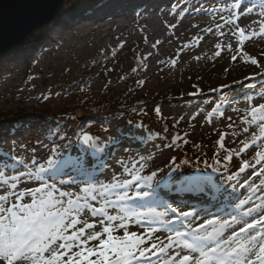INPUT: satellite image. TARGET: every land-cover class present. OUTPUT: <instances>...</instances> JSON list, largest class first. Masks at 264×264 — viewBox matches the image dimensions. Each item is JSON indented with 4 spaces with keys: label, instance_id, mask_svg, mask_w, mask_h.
Here are the masks:
<instances>
[{
    "label": "snow or ice",
    "instance_id": "obj_1",
    "mask_svg": "<svg viewBox=\"0 0 264 264\" xmlns=\"http://www.w3.org/2000/svg\"><path fill=\"white\" fill-rule=\"evenodd\" d=\"M220 11L230 13L226 24L235 25L241 17L253 13L259 18L252 21L259 26L258 32L253 30L246 34L245 29L237 25L241 45L253 35H264V0H256L250 6H246L243 0H232ZM250 60L252 64H258L254 57ZM213 111H219V105ZM156 112L160 113L159 107ZM247 112L244 123L248 127L243 131L248 133L253 126L255 130L248 141L241 142L243 147L239 151L256 147L255 163L245 160L237 172L224 177L221 182H217L213 173L227 172L228 168L227 164L221 167L219 159L213 164L205 160L204 170L197 168L192 174L177 177L174 174L182 165L188 164L187 160L177 164L173 157L166 165L167 173L164 169H157L144 175L149 158L142 155L121 158L117 163L122 172L113 173L110 180L102 179L108 168L107 147L118 141L102 144L98 137L88 133L77 137L76 142L82 146V151L72 152L68 150L70 146H58V133L52 132L48 155L37 157L33 154L30 159L16 152L15 141L8 150L4 148L7 141L0 142V191L3 192L0 194V262L264 264V179H260L259 184H248L246 179L244 184L252 195L244 198L236 193L237 185L230 183L249 168L258 179L264 177V167L259 172L255 170L257 165L264 164V103L250 105ZM179 139V136L174 137L173 142ZM223 140L222 134L218 142L220 148H224ZM231 159L230 154L223 157L224 161ZM160 173L164 175L160 176ZM22 178L38 186L19 189ZM69 185L78 191L67 190ZM162 189L204 197L206 203L196 209L183 199L170 202L161 195ZM253 196L259 203L253 200ZM128 201L141 203L136 207L120 204L116 208L117 203ZM185 206L190 210L184 211ZM146 217L149 218L147 231L139 234L129 231L134 219L139 223ZM158 231L170 234L161 239Z\"/></svg>",
    "mask_w": 264,
    "mask_h": 264
},
{
    "label": "rangeland",
    "instance_id": "obj_2",
    "mask_svg": "<svg viewBox=\"0 0 264 264\" xmlns=\"http://www.w3.org/2000/svg\"><path fill=\"white\" fill-rule=\"evenodd\" d=\"M127 2L128 0H115L107 6L106 3L100 5L101 8L86 7L82 10L85 16L82 15L81 18L72 22H68L66 19L68 15L65 13L58 22L50 25L52 32L42 46L38 48L31 45L20 46L18 50L12 49L10 56L7 57L8 54L3 56L5 67L0 77V112L10 111L19 115L22 112L34 111L27 116H18L15 119L17 124H14L12 130L6 127V122L0 123V142L7 141L4 145L5 150H8L15 141L18 154L29 159L33 154L37 157H46L48 148L52 147L50 141L53 137L50 130L51 121L45 117V112L49 110L56 113L59 108L66 106L72 100L65 94L62 87L66 83L63 80L65 74L70 72L69 75H75L81 70L79 66L89 59L99 54L108 55L116 48L124 46L127 53L131 55L123 68L124 73L117 79L91 83L88 94L91 99H101L110 96L113 91L125 90L128 87L138 88L153 98L159 99L173 94L178 95V97L170 96L173 102L162 101L160 114L178 125L182 136L199 149L200 155L209 164H213L217 159L222 161L221 167L227 164V172L213 173L217 182L237 172L245 160L254 164L256 147L244 152L239 150L243 147L241 142L248 141L251 132L255 130L253 126L248 133L243 131L245 127H248L244 123V118L248 116L247 109L250 105L264 103V99H261V94H264V40L255 42L248 39L241 45L237 25L225 23L230 13L220 11L229 6L232 0H186L184 2L166 0L169 6L163 9H157L159 0L143 3L142 8L133 7V5L125 6ZM249 2L243 1L246 6L251 5ZM120 3L121 7H119ZM201 4L204 7L200 9ZM211 9L216 10L214 19L224 17L219 24L223 25L222 27L205 32L202 30L203 24L211 23L210 18L204 17L197 24L189 19V14L201 15ZM109 10L111 12L105 15V19L101 15L102 20H106L103 24L104 28L102 25L98 28L91 26L94 19H99L96 17L98 14ZM115 17H119L122 22L126 21L128 30H132L131 35L123 36L119 30L113 28V24H106ZM238 26L244 28L246 34H251L247 31L248 23H239ZM111 27L109 33L104 32ZM152 27H157L159 32L152 35ZM224 34L229 36L227 40L220 39ZM156 35L168 41L156 47ZM217 45L220 47L218 48ZM217 52L220 54L216 55ZM233 56L236 57L235 60ZM253 57L258 64L251 63L250 58ZM172 61H175V64ZM139 75L142 83H138ZM190 89H197L200 93L189 95ZM41 94L44 95L43 98L39 97ZM247 97L253 99L249 100ZM217 105H219V111L214 112L213 109ZM109 125L107 134L99 140L102 144L113 140L118 141L109 144L114 146L121 141L115 124ZM125 133L127 136H133L134 130L127 128ZM137 134L142 141L137 143L132 139L131 142L114 146L110 153H106L108 168L104 170L102 179L110 180L113 173L122 172L121 166L117 163L118 160L138 155L149 158L144 175L157 169H164V173L168 172L166 165H169L170 159L174 156L173 150L163 148V151L159 153L157 145L148 139L145 128H139ZM222 134L224 148H220L218 143ZM232 141L236 143L232 144ZM56 142L61 148L70 146L69 151H82V146L75 141L73 134H69L63 140L58 139L57 136ZM228 149L233 151L229 153ZM33 150H35L34 153ZM229 154L232 156L231 161H224L223 157ZM259 167L261 166L257 165L255 168L257 172L260 171L257 169ZM207 171L211 172V169ZM164 173H160V176ZM252 173L253 169L249 168L236 180L230 182L237 185L236 193L241 198L252 195L244 184L246 179L248 181L252 177ZM260 179L264 177L258 179L254 175L248 184L253 182L259 184ZM37 186L33 181L22 178L19 189ZM67 190L78 191L70 185L67 186ZM165 190L167 189L161 190V195L172 202L170 197L164 196ZM0 194L3 192L0 191ZM110 198L115 200V197ZM253 200L259 203L255 196ZM140 203V201L119 202L116 208L118 209L120 204H124L125 207H136ZM136 210L145 211L143 208H136ZM183 210L189 211L190 208L185 206ZM109 211H113L111 207ZM203 215L201 213L202 217ZM148 219L143 218L139 223L134 219L129 231H135L138 234L147 231ZM153 226L158 227V225ZM168 234L170 233L157 232L161 239Z\"/></svg>",
    "mask_w": 264,
    "mask_h": 264
},
{
    "label": "trees",
    "instance_id": "obj_3",
    "mask_svg": "<svg viewBox=\"0 0 264 264\" xmlns=\"http://www.w3.org/2000/svg\"><path fill=\"white\" fill-rule=\"evenodd\" d=\"M108 1L110 0L70 1L66 4L58 21L65 13H67L71 21H74L83 15L82 10L84 8H97ZM51 32L50 26L39 29L21 47L31 45L34 48H38L48 40ZM11 54L12 52L8 53L7 57ZM130 57L131 55L127 53V49L124 46H120L108 55L99 54L84 62L79 66L81 70L75 75H69L70 72L68 71L69 73H66L63 77L66 83L62 87L65 94L72 100L66 106L59 108L56 113L49 110L45 112V117L51 121L50 130L58 133L57 136L60 140L65 139L69 134H73L76 141L77 137L83 133L103 138L107 134L109 124L114 123L116 132L119 134V140L124 144L131 142L132 139L136 140L137 143L142 141V138L137 134V130L145 128L148 139L154 145H157L159 153L163 151V148L172 149L174 152L173 157L177 164L183 160L188 161V164L182 165L179 172L174 175L182 177L183 175L192 174L197 168L204 170L205 160L200 155L199 149L182 136L181 130L173 120L166 119L156 112L157 107L160 109L162 101L173 102L172 99L170 100V96L178 97V95L173 94L159 99L153 98L138 88L132 89L128 87L125 90L113 91L110 96L97 100L88 96L91 83L117 79L122 75L124 73L123 68ZM4 59L3 56H0V77L5 67ZM137 79L138 83L142 82L140 75ZM17 93H19L18 89ZM197 93H200L197 89L188 91L189 95ZM42 95L39 97L43 98L44 95ZM30 112L34 111L30 110ZM29 113L22 112L17 115L10 111L7 113L0 112V123L6 122V127L13 129L14 126L10 125L16 123L15 119L18 116H27ZM141 124L143 127H138ZM127 128H133V136L126 135L125 131ZM177 136L181 139L173 142L174 137ZM185 140L187 143H184ZM113 149L114 147L109 145L106 153H110Z\"/></svg>",
    "mask_w": 264,
    "mask_h": 264
},
{
    "label": "water",
    "instance_id": "obj_4",
    "mask_svg": "<svg viewBox=\"0 0 264 264\" xmlns=\"http://www.w3.org/2000/svg\"><path fill=\"white\" fill-rule=\"evenodd\" d=\"M68 1L75 0H0V56L56 22Z\"/></svg>",
    "mask_w": 264,
    "mask_h": 264
},
{
    "label": "bare ground",
    "instance_id": "obj_5",
    "mask_svg": "<svg viewBox=\"0 0 264 264\" xmlns=\"http://www.w3.org/2000/svg\"><path fill=\"white\" fill-rule=\"evenodd\" d=\"M152 0H128V2H127V4L125 5V6H131V5H133V7H138V8H142V7H144V4L143 3H148V2H151ZM178 1H186V0H178ZM70 2V1H69ZM68 2V3H69ZM68 3H66V4H68ZM121 3H120V5H119V7H121ZM167 6H169V5H167V2H166V0H159V3H158V8L157 9H163V7H167ZM65 7H66V5H65ZM118 7V8H119ZM204 6H202V4L199 6V8L201 9V8H203ZM137 8V9H138ZM115 9H116V7H115ZM115 9H113V11H115ZM164 11V10H163ZM106 12V13H105ZM105 12H102V13H100V14H98L96 17H98L99 19H97V20H95L94 19V23H93V25H91V26H96V28H98V26H103V24H104V22L106 21V20H102V17H103V19H105L104 17H105V15L108 13V12H111L110 10L109 11H105ZM228 12V11H227ZM101 15H102V17H101ZM190 16H189V19L192 21V22H194V23H196L197 24V22L199 21V20H201L202 18H204V17H208V18H210L211 19V23H205V24H203V31H205V32H207V31H209L208 29H216V28H218V25L219 24H221V22L223 21L222 19H214V10L213 9H211V10H209V11H206V12H204V13H201V15H196V16H193L192 14H189ZM83 16H85V14H83ZM116 16H118V15H116ZM79 18H81V16L79 17ZM67 20H68V22H72L71 20H70V18H66ZM257 19H259L255 14H252V15H249V16H247V17H241L240 19H239V21H237L236 22V25H239V23H248V29H247V31L250 33V32H252L253 30H255V31H259V26L257 25V24H254V23H252V21H254V20H257ZM77 20V19H76ZM99 20V21H98ZM75 21V20H74ZM126 21H123L122 22V20L120 21L119 20V17L117 18V17H115V18H113V19H111V20H109V22L108 23H106L107 25H112L113 24V28H116L117 30H119L120 31V33H122V35L123 36H125V35H131V33H132V30H128V26H127V24L125 23ZM135 26H136V24H135ZM102 28H104V26L102 27ZM112 29V27L110 28V29H108V30H105L104 32H107L108 31V33H109V31ZM185 29V28H184ZM152 35H155L157 32H159L158 31V28L156 27H152ZM211 32V31H210ZM246 33V32H245ZM85 36V35H84ZM107 36H109L108 34H107ZM228 35H226V34H224V35H222L221 37H220V39H222V40H227L228 39ZM252 40L251 41H255V42H260V41H263L264 40V35H253L252 36V38H251ZM254 39V40H253ZM28 41V40H27ZM166 41H168V39H162V38H160V36L158 35H156V47H158L159 45H161L163 42H166ZM26 44V43H25ZM214 51H216V50H214ZM203 52H204V50H203ZM211 52V51H210ZM213 52V51H212ZM7 55V54H6ZM206 55H208V53H206ZM16 134H14V136H15ZM235 144L236 143V141H232V144ZM261 167H264V164L263 165H260ZM261 167H259V168H257V169H260ZM253 176L254 175H252V177H250L249 178V180H248V182L249 181H252V179H253ZM164 192H166V193H168V195H169V197L171 198V200L172 201H178V200H186V201H188V203H190L195 197H193L191 194H189V193H177V192H175L174 190H173V192L172 191H168V190H165ZM162 193V192H161ZM202 199H203V201L206 203V198H204V197H202ZM174 206H175V204H174ZM195 208H196V206H195ZM202 222V221H201Z\"/></svg>",
    "mask_w": 264,
    "mask_h": 264
}]
</instances>
